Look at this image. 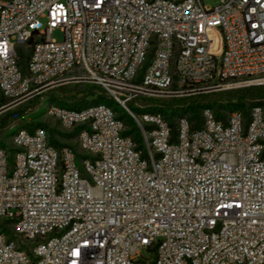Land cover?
<instances>
[{"label": "built area", "instance_id": "2783aa9c", "mask_svg": "<svg viewBox=\"0 0 264 264\" xmlns=\"http://www.w3.org/2000/svg\"><path fill=\"white\" fill-rule=\"evenodd\" d=\"M67 83L124 109L142 149L105 103L45 105L83 157L43 127L0 145V264H264V107H204L174 137L144 109L264 84V0H0V109Z\"/></svg>", "mask_w": 264, "mask_h": 264}, {"label": "trees", "instance_id": "16d2710c", "mask_svg": "<svg viewBox=\"0 0 264 264\" xmlns=\"http://www.w3.org/2000/svg\"><path fill=\"white\" fill-rule=\"evenodd\" d=\"M92 86V85H91ZM94 95V98L86 101L83 98H77L75 95H69L67 97H61L56 99L58 105L79 109L89 104L105 103L110 105L113 101L106 97L104 92L96 86H92V90L88 92ZM148 104L145 106V110L155 111L156 110H168L169 113L165 116L167 124L169 125L171 137L176 134V124L173 121V115L187 114V119L193 128H197L201 125L202 117L201 110L204 107H210L213 109V113L216 119L222 120V114L220 109L227 107L229 110H240L243 115L246 116L248 109L253 105H261L264 107V84L261 85H250L247 87L238 88L228 92H209L197 94L194 96L172 99L168 101H146ZM114 103V102H113ZM155 105V106H154ZM128 106L134 111H139L138 108L132 106V102ZM117 117L122 119L126 124L123 134L130 135L134 141L137 142V147L140 142V131L133 119L128 114H117ZM3 121V120H2ZM3 124V123H1ZM35 127H44L41 123H30L27 126V130L31 132ZM147 128L148 126H143ZM77 127L70 132L63 134L66 137L76 135ZM49 143L54 146L67 145L59 143L53 137L49 138ZM69 146V145H68ZM70 147V146H69ZM264 154V151H263Z\"/></svg>", "mask_w": 264, "mask_h": 264}, {"label": "rangeland", "instance_id": "374dc122", "mask_svg": "<svg viewBox=\"0 0 264 264\" xmlns=\"http://www.w3.org/2000/svg\"><path fill=\"white\" fill-rule=\"evenodd\" d=\"M202 3L206 6L215 5L218 0H201ZM50 37L60 40L62 38V33L58 28H55L50 33ZM21 61V60H20ZM92 90V86L84 83H67L58 87H55L49 91L42 93L41 95L30 99L24 103L19 105L7 108L0 109V145L9 146L11 135L18 129L27 130V126L30 123H41L44 125V129L47 131L48 138L53 137L59 143H64L69 145L74 151L75 155V163L79 165L77 158L83 157L81 154H77L78 152V144L76 135H72L70 137H66L63 134L70 132L67 130H63L57 124V122L48 117L45 113V105L49 103L58 104L57 100L61 97H67L69 95H75L77 98H83L88 101L94 98V95L89 94L88 92ZM236 89H227L219 92H230ZM1 100V98H0ZM146 105L147 102H144ZM145 105V106H146ZM116 114H127L124 109L115 105L113 102L109 105ZM155 106V105H154ZM213 110V109H212ZM150 111V110H149ZM222 117L224 119L225 115L230 112L227 107H222L220 110ZM155 112H159L165 121L167 122L165 116L168 115V110H156ZM184 116L187 117V114L183 115H173V121L176 124L177 118ZM3 120V121H2ZM3 123V124H1ZM124 123V121H123ZM124 126L126 124L124 123ZM136 142V141H135ZM137 144V142H136ZM138 148L142 149V140L140 138V142L138 143ZM76 151V152H75ZM11 161V158H9ZM141 255L144 257H150L151 251L146 249H141Z\"/></svg>", "mask_w": 264, "mask_h": 264}, {"label": "bare ground", "instance_id": "6f19581e", "mask_svg": "<svg viewBox=\"0 0 264 264\" xmlns=\"http://www.w3.org/2000/svg\"><path fill=\"white\" fill-rule=\"evenodd\" d=\"M210 50L217 53L219 50L218 35L214 30H211Z\"/></svg>", "mask_w": 264, "mask_h": 264}]
</instances>
